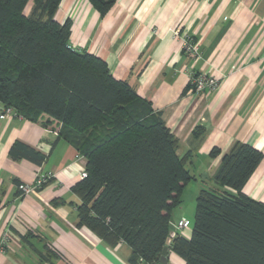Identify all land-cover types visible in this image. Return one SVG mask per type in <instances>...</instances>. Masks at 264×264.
Here are the masks:
<instances>
[{
	"label": "crops",
	"instance_id": "1",
	"mask_svg": "<svg viewBox=\"0 0 264 264\" xmlns=\"http://www.w3.org/2000/svg\"><path fill=\"white\" fill-rule=\"evenodd\" d=\"M54 18L70 21L72 49L102 59L115 80L161 113L177 154H190L186 168L198 186L212 179L235 143L259 150L262 160L242 193L264 203V0H115L104 17L87 0H61ZM174 30L198 44L199 59L183 53ZM190 72L218 79L217 89L192 92ZM197 128L199 138L193 137ZM60 129L45 114L35 121L0 118V264H129L124 243L110 247L78 226L80 201L71 188L85 159L57 138ZM15 142L41 155V164L10 157ZM212 148L220 150L218 157L209 156ZM48 173L54 176L46 185L19 197L17 182L30 184ZM174 210L173 223L190 220ZM181 233L188 239L191 227ZM3 236L8 242L1 246ZM166 258L184 264L169 251Z\"/></svg>",
	"mask_w": 264,
	"mask_h": 264
},
{
	"label": "trees",
	"instance_id": "2",
	"mask_svg": "<svg viewBox=\"0 0 264 264\" xmlns=\"http://www.w3.org/2000/svg\"><path fill=\"white\" fill-rule=\"evenodd\" d=\"M29 1L0 0V103L30 121L41 114L58 121L57 138L85 159L86 176L71 188L80 201L78 226L110 247L124 243L129 264H158L165 246L184 264H264V203L242 193L262 153L235 143L212 176L234 193L200 189L190 237H170L172 211L194 180L190 154H177L161 113L115 80L102 59L70 47V21L54 18L61 0H31L27 14ZM87 1L101 17L115 2ZM202 134L197 128L193 137ZM220 153L212 148L209 156ZM8 154L43 161L19 142Z\"/></svg>",
	"mask_w": 264,
	"mask_h": 264
},
{
	"label": "built area",
	"instance_id": "3",
	"mask_svg": "<svg viewBox=\"0 0 264 264\" xmlns=\"http://www.w3.org/2000/svg\"><path fill=\"white\" fill-rule=\"evenodd\" d=\"M173 37L178 38L181 41V48L184 54L188 55L192 59H199L200 52L198 44L190 37L181 35L180 32L174 30ZM189 87L190 90L196 94H205L213 92L217 89L219 85V81L216 78H212L208 75L201 74L198 72H190L189 73ZM17 116L15 111L11 107L4 106L0 103V118ZM52 173H48L45 175H37L33 182L30 184L20 183L18 186V190L20 191L19 197H25L31 194L32 192L44 186L49 180L53 178ZM86 176L84 170L79 172V178L82 179ZM190 227V222L188 220H179L176 223H173V230L170 237H173L176 232H183ZM8 242L6 236H3L1 239V246Z\"/></svg>",
	"mask_w": 264,
	"mask_h": 264
},
{
	"label": "rangeland",
	"instance_id": "4",
	"mask_svg": "<svg viewBox=\"0 0 264 264\" xmlns=\"http://www.w3.org/2000/svg\"><path fill=\"white\" fill-rule=\"evenodd\" d=\"M197 182L199 183V181ZM197 182L195 184L194 181H191L189 185L186 186V188L184 189V192L181 195L179 207L174 210V213H178V214L183 213L184 215H186V217L190 219L189 220L190 223H192V220L194 217L195 199H196V195L198 192L197 190H200L202 188L220 189V187L216 185L212 179L205 180V184H206L205 186H198L199 184H197Z\"/></svg>",
	"mask_w": 264,
	"mask_h": 264
},
{
	"label": "water",
	"instance_id": "5",
	"mask_svg": "<svg viewBox=\"0 0 264 264\" xmlns=\"http://www.w3.org/2000/svg\"><path fill=\"white\" fill-rule=\"evenodd\" d=\"M170 229L173 230V224L170 225ZM167 251L168 248L167 246H165L157 259L158 264H167V258H166Z\"/></svg>",
	"mask_w": 264,
	"mask_h": 264
}]
</instances>
